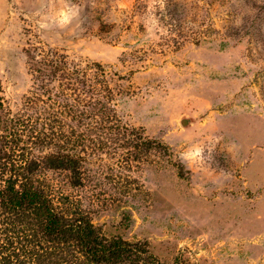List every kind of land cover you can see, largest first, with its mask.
Returning a JSON list of instances; mask_svg holds the SVG:
<instances>
[{
    "label": "rangeland",
    "instance_id": "obj_1",
    "mask_svg": "<svg viewBox=\"0 0 264 264\" xmlns=\"http://www.w3.org/2000/svg\"><path fill=\"white\" fill-rule=\"evenodd\" d=\"M157 1L77 0L80 32L50 23L56 0H0V41L9 45L0 95L12 111L22 107L28 48L102 63L123 86L121 120L171 154L154 152L138 170L136 161L102 167L90 157L83 186L49 170L56 194L78 200L104 234L145 241L163 264H264V0H184L202 24L198 42L178 47L147 31Z\"/></svg>",
    "mask_w": 264,
    "mask_h": 264
},
{
    "label": "trees",
    "instance_id": "obj_2",
    "mask_svg": "<svg viewBox=\"0 0 264 264\" xmlns=\"http://www.w3.org/2000/svg\"><path fill=\"white\" fill-rule=\"evenodd\" d=\"M164 2L155 12L164 39L176 47L198 42V16L183 17L179 0ZM36 50L26 49L32 83L22 107L12 111L0 95V264H163L145 241L104 234L78 200L56 194L47 172L66 170L71 186H83L90 157L102 167L136 161L138 170L154 152L170 155L169 146L121 120L123 86L102 63Z\"/></svg>",
    "mask_w": 264,
    "mask_h": 264
},
{
    "label": "clouds",
    "instance_id": "obj_3",
    "mask_svg": "<svg viewBox=\"0 0 264 264\" xmlns=\"http://www.w3.org/2000/svg\"><path fill=\"white\" fill-rule=\"evenodd\" d=\"M163 3V8L165 5L164 0H161ZM180 3L182 4V14L183 17L188 12V5L184 2V0H180ZM162 8V9H163ZM157 9L153 8L150 11L149 17L146 21L147 24V31L150 35H155L157 32L163 34L166 33L167 28L162 25L156 17L155 12ZM84 12V8L81 7L79 3H77V0H56V3L53 8V13L51 16V24H54L56 28L64 29V28H70L69 26H72L75 24L76 27L79 28L80 32L86 31L84 27H82V20H81V14ZM6 21V17L3 19V22ZM38 26L42 31H50V23L45 22L43 19L37 20ZM9 48V45L5 41H0V50H5ZM6 56L3 58H0V76L5 75L6 71ZM236 145H232V149H236ZM205 149L202 147H197L196 149V156L200 157L201 159L204 158ZM211 152V150H208ZM209 157H207L208 159ZM223 174L224 179L229 178V173L223 169L220 170Z\"/></svg>",
    "mask_w": 264,
    "mask_h": 264
}]
</instances>
